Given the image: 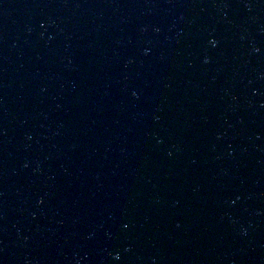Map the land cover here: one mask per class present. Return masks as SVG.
Wrapping results in <instances>:
<instances>
[{"label": "water", "instance_id": "water-1", "mask_svg": "<svg viewBox=\"0 0 264 264\" xmlns=\"http://www.w3.org/2000/svg\"><path fill=\"white\" fill-rule=\"evenodd\" d=\"M0 264H264V0H0Z\"/></svg>", "mask_w": 264, "mask_h": 264}]
</instances>
